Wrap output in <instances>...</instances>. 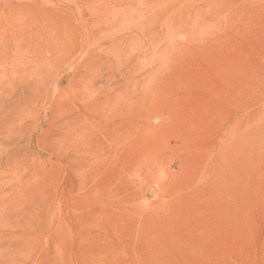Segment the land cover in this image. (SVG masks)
<instances>
[{
  "label": "rangeland",
  "instance_id": "1",
  "mask_svg": "<svg viewBox=\"0 0 264 264\" xmlns=\"http://www.w3.org/2000/svg\"><path fill=\"white\" fill-rule=\"evenodd\" d=\"M0 264H264V0H0Z\"/></svg>",
  "mask_w": 264,
  "mask_h": 264
},
{
  "label": "bare ground",
  "instance_id": "2",
  "mask_svg": "<svg viewBox=\"0 0 264 264\" xmlns=\"http://www.w3.org/2000/svg\"><path fill=\"white\" fill-rule=\"evenodd\" d=\"M79 53V52H78ZM76 57V56H75ZM79 58V57H78Z\"/></svg>",
  "mask_w": 264,
  "mask_h": 264
}]
</instances>
